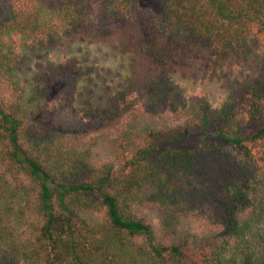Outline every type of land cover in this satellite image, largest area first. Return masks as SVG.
Returning a JSON list of instances; mask_svg holds the SVG:
<instances>
[{"label":"trees","instance_id":"trees-1","mask_svg":"<svg viewBox=\"0 0 264 264\" xmlns=\"http://www.w3.org/2000/svg\"><path fill=\"white\" fill-rule=\"evenodd\" d=\"M92 1L0 0V81L12 88L0 100V264H264V0H102L110 26L91 19ZM80 36L118 40L123 56L121 89L91 107L78 99L92 66L42 63ZM197 60L214 75L254 66L214 104L181 93ZM139 90L152 113L185 120L130 125L107 158L76 149L45 110L59 102L93 126Z\"/></svg>","mask_w":264,"mask_h":264},{"label":"rangeland","instance_id":"rangeland-1","mask_svg":"<svg viewBox=\"0 0 264 264\" xmlns=\"http://www.w3.org/2000/svg\"><path fill=\"white\" fill-rule=\"evenodd\" d=\"M92 2L91 19L100 26H110L111 22L105 17L103 11L102 0ZM142 5L153 6L155 4L146 1ZM117 47H120L118 40L101 42L80 36L65 42L42 63L71 65L86 62L92 66L99 76L95 82L82 87L78 99L80 106L91 107L105 103L109 97L121 89L124 83L123 56L116 49ZM39 64L40 61L34 59L22 65L26 78L37 72ZM253 66V60H245L239 64L238 69L226 68L219 71L218 75H214L204 60L194 61L192 66L185 72H181L178 77L181 93L191 98L190 96H196L205 91L214 104H218L227 95L233 80L239 78L238 76L243 72H251ZM11 95V86L5 81H0V100L5 101ZM145 97V90L135 91L125 103H122L118 115L103 123L96 121L95 126L89 125L87 119L73 118L60 108L59 102L45 106V110L52 114L53 121L61 122L66 126L67 138L76 149L83 153H91L94 159H100L107 158L115 151L119 137L130 125L134 124L139 131L148 126L160 130L173 128L185 120L183 115L170 110L152 113L145 105ZM141 214L149 223L157 227L158 219L154 208H144Z\"/></svg>","mask_w":264,"mask_h":264}]
</instances>
